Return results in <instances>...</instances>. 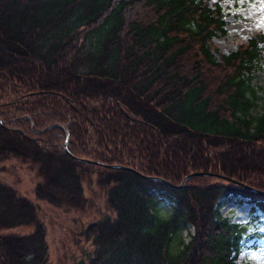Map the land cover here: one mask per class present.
Masks as SVG:
<instances>
[{
    "label": "trees",
    "instance_id": "trees-1",
    "mask_svg": "<svg viewBox=\"0 0 264 264\" xmlns=\"http://www.w3.org/2000/svg\"><path fill=\"white\" fill-rule=\"evenodd\" d=\"M226 26L211 0H0V171L34 169L54 208H91L93 180L106 194L73 264H237L264 239L220 213L229 196L264 211V31L218 54ZM194 173L243 185L182 186ZM0 264H49L36 204L2 182Z\"/></svg>",
    "mask_w": 264,
    "mask_h": 264
},
{
    "label": "rangeland",
    "instance_id": "rangeland-1",
    "mask_svg": "<svg viewBox=\"0 0 264 264\" xmlns=\"http://www.w3.org/2000/svg\"><path fill=\"white\" fill-rule=\"evenodd\" d=\"M216 3L222 5L227 24V33L225 35L218 34L213 38V45L218 49V54H229L254 34L264 31V0L211 1L212 5ZM252 77L260 97L258 107L252 113L258 116L264 115V44L260 63ZM12 164L17 168L16 174L11 175L9 172L0 171V182L13 186L36 204L38 219L47 228L49 264H73L82 258L87 260L89 253L92 252V247L84 240L82 234L91 222L109 212L104 191L93 180L91 185L87 183L91 189H87L88 194H85L87 199L93 203L91 208L70 211L54 208L37 201L34 197V187L40 181L36 171L18 162H11L7 165L11 166ZM253 207L254 204L247 199L229 196L221 204L220 213L232 223L250 225L252 232H256L258 228V233L264 235V211L257 208L253 212ZM15 231L19 233L32 232L33 227H21ZM189 232L192 233L193 229L183 232L187 242ZM262 252H264V239L251 240L242 247L237 264H264Z\"/></svg>",
    "mask_w": 264,
    "mask_h": 264
},
{
    "label": "water",
    "instance_id": "water-1",
    "mask_svg": "<svg viewBox=\"0 0 264 264\" xmlns=\"http://www.w3.org/2000/svg\"><path fill=\"white\" fill-rule=\"evenodd\" d=\"M66 149H67V148H66ZM67 152L70 153L68 149H67ZM197 176H215V177H221V178L226 179V180H228V181H232V182H234V183H236V184L243 185V184H241V183H239V182H237V181H235V180H233V179H230V178H227V177H223V176H220V175H215V174H211V173H194V174L189 175V176L185 179V181L183 182L182 186H184V185L186 184V182H187L189 179L194 178V177H197ZM166 183H167L168 186H170V187H172V188H180V187H182V186H180V187H178V186H173L170 182H166ZM257 193L264 195V192L261 193V192H258V191H257Z\"/></svg>",
    "mask_w": 264,
    "mask_h": 264
},
{
    "label": "snow or ice",
    "instance_id": "snow-or-ice-1",
    "mask_svg": "<svg viewBox=\"0 0 264 264\" xmlns=\"http://www.w3.org/2000/svg\"><path fill=\"white\" fill-rule=\"evenodd\" d=\"M250 230V229H249ZM261 256H264V252L261 253ZM255 258V257H254Z\"/></svg>",
    "mask_w": 264,
    "mask_h": 264
}]
</instances>
